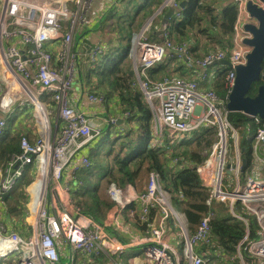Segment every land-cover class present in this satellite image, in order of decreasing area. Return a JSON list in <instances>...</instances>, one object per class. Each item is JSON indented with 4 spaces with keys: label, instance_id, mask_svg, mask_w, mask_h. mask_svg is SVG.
<instances>
[{
    "label": "built area",
    "instance_id": "1",
    "mask_svg": "<svg viewBox=\"0 0 264 264\" xmlns=\"http://www.w3.org/2000/svg\"><path fill=\"white\" fill-rule=\"evenodd\" d=\"M95 1L0 0V96L3 112L0 133L5 126L6 116L15 107L25 109L30 105L38 117L34 122V142L30 143L27 137H22L20 154L12 157L0 172V191L7 193L29 168L33 181L27 189V204H32V231L28 237H24L7 234L2 228L0 259L20 254L17 264H67L60 262L58 240H62L70 248V259L76 255H116L128 247L143 243L144 264H220L218 253L214 252L210 258L208 254L204 256L193 251L200 244L208 245L211 242L209 217H204L196 233L189 237L182 216L170 205L169 195L163 189L157 173H150L145 190L131 197L127 194L129 186L121 189L111 184L107 188V195L114 204L113 224L116 216L134 201L139 205L141 223L147 221L150 209L158 208L157 229H153L146 240L120 242L105 231L110 224H100L81 214L70 200V187L67 180L66 183L64 181V174L69 172V175H73L78 166L89 167V160L86 157L78 159L77 154L103 129L100 125L92 124L86 113L72 107L70 98L80 62L95 63L105 52V47L99 44L85 53H82L83 49L77 51L74 48L75 32L84 24L85 13ZM233 1L237 4V17L232 47L228 53L217 50L195 58L186 44L176 45L165 37L167 24L160 29L163 31V41L149 42L146 32L153 19H148L132 37L128 56L133 60L137 84L152 114L155 139L165 140L169 147H173L203 130L215 132L216 138L215 135H212L213 139L209 137L211 145L203 150V160L193 170L200 186L209 192L207 205L212 201L226 203L230 215L241 220L245 227L246 220L234 211L236 203L256 219L258 238L248 241L245 235L240 240L234 256L237 264H246L241 252L244 246L254 264H264V168L259 178L247 175L246 181L239 183V177L243 174V158L238 144L240 130L229 122L226 110L224 114L221 112L233 86V68L244 64L249 52V48L243 44L247 37L243 27L256 24L246 13L245 4L250 1L262 7V3L260 0ZM164 7L178 8L173 0H168ZM15 40L22 46L21 49L14 44ZM82 57L85 59H80ZM167 57H176L200 74L184 78L173 73L158 80L151 79L148 71ZM224 60L229 62L231 68L223 69L220 74H224V98L220 99L212 88H200L197 83L198 79L216 82L219 75H208L206 70L211 64ZM87 98L91 103L103 105V98L95 93L88 94ZM15 102L19 106H15ZM49 103L54 105L55 126L50 121ZM107 113L111 114V111ZM252 121L256 124L261 122L259 119ZM59 122L61 126H58ZM116 123V119L107 121L108 126ZM249 127L245 128L247 142L254 141V150L257 145L264 147V125L255 129L252 136ZM229 141L234 145V156L228 159ZM254 152L256 161L253 164L260 162L264 166V153ZM227 172L235 178V185L225 181ZM174 225L182 238V253L164 240L168 234L167 228L171 229L170 226Z\"/></svg>",
    "mask_w": 264,
    "mask_h": 264
},
{
    "label": "trees",
    "instance_id": "2",
    "mask_svg": "<svg viewBox=\"0 0 264 264\" xmlns=\"http://www.w3.org/2000/svg\"><path fill=\"white\" fill-rule=\"evenodd\" d=\"M173 2L178 8H163V12L173 9L174 13H177L167 23L165 29L167 39L176 45L186 44L189 53L195 58L217 50L229 52L237 17V4L233 0H173ZM182 2H185V5L180 8ZM161 5L162 0H116L108 12L100 17V32L107 41H111V45L105 47L104 54L95 63L80 62L79 67L81 64L86 66L89 80L82 83L87 87L86 90L95 91L96 95L103 98V105L114 102V107L118 109L121 116L124 115L123 125L127 127V131L119 130L117 134H114L112 129L116 125H111L102 132L104 134L102 137L111 134L107 152L104 156L100 155L102 146L100 142L95 148H91L87 156L89 167L78 166L77 171L69 175L67 179L71 187L69 197L81 214L102 224V218L114 204L107 197L101 196L99 192L103 193L111 184L122 189L132 186L137 192H143L145 188L142 191L140 189L145 182L147 184L149 174L157 173L163 189L169 195L170 205L182 216L184 229L189 237L196 233L202 219L209 217L211 242L208 245L200 244L196 251L204 256L208 254L210 258H212V252H215L219 254L223 264H237L234 256L240 240L245 235L248 241L258 238L259 227L256 219L239 203H236L233 208L246 220L247 227L241 220L230 215L226 203L212 201L207 205L209 192L200 186L198 176L193 170L194 166L202 162L203 150L211 145L208 138L215 135V132L207 133L203 130L194 134L190 140L180 142L173 148L158 143L152 133L151 111L141 91L138 90L130 64L128 61L125 62L130 58L128 54L132 37L139 32V28H142L143 22L153 16ZM120 12L123 16H116ZM156 18L152 20L146 32L147 40L152 43L161 42L160 38H164L163 35L160 37L157 32L152 31ZM92 47L87 44L75 43L74 45L77 51L83 49L82 53ZM196 72L197 69L187 67L176 57H167L151 68L148 75L153 80L173 73L180 77L186 75L184 78H193ZM220 74L212 89L218 96L224 98L222 86L224 74ZM256 88L257 84L248 95L253 96ZM51 106L54 109L52 103ZM15 108L6 116L5 126L0 133V172L12 157L20 154V139L25 137L16 131L14 126L11 127L14 118L20 114ZM20 110L23 111L21 108ZM108 117L110 120L115 119L113 115ZM227 117L229 122L241 131L251 125L250 118L240 113H229ZM252 122L255 129L264 125L263 121L258 124ZM94 150L95 154H93ZM246 160L249 165L248 155ZM32 181L28 168L26 174L10 192L1 193L0 191V224L5 230L7 228L8 233H17L18 226L25 231V234L30 231V225L23 222L27 217L26 188ZM138 209L139 205L134 201L123 211L129 213L131 221L138 230L149 233L151 227L156 224L159 210L158 208L150 209L147 221L141 223ZM7 222L10 227L6 225ZM241 252L246 264H254L246 246L241 249ZM116 255L99 254L97 258L104 256L107 259H103L108 263L114 261L117 264H127L122 256ZM114 262L112 264H115Z\"/></svg>",
    "mask_w": 264,
    "mask_h": 264
},
{
    "label": "crops",
    "instance_id": "3",
    "mask_svg": "<svg viewBox=\"0 0 264 264\" xmlns=\"http://www.w3.org/2000/svg\"><path fill=\"white\" fill-rule=\"evenodd\" d=\"M115 1L116 0H96L95 2H93V4L90 6V8L85 13L84 24L79 28V30L75 36V43L77 45L87 44V45L94 46V45L99 44V45H103L106 48H107V46L109 47L111 45V41H107L106 37L100 32L99 21H100V17H102V15H104L105 12L106 13L108 12V9L115 3ZM163 2H164V0H162V4H163ZM70 6L72 7L71 4H70ZM158 9L153 14H155L158 11ZM167 11L163 12V9H161L160 13L157 14L159 16L157 18H156L157 15L155 16L156 20L154 23V27L152 29L153 33L160 31L161 21L163 19L164 14ZM96 21H97V23H96ZM14 44L19 49L22 48V46L20 44H18L17 40L14 41ZM128 59L130 60L129 64L131 67L133 77L137 82L136 76L134 74V69H133V60L130 58H128ZM128 59H126L125 62H127ZM85 67L86 66L81 64L79 67L78 75L76 76V81H75L74 86H73V92H72L71 97H70L72 107H74L76 110H79L83 113H86L88 115L89 119L91 120L92 124L102 126V128H103L102 131H104L105 129L110 127L107 125V121L109 120L108 115H113L115 117V119L117 120L116 126L113 127V129H112L114 134H117V132H119V130H120V132L127 131V127H125L123 125V122L121 123L118 121V119H121V118L124 119L123 118L124 116L121 117V113L118 112V109L114 107L113 101L110 104H105V105L95 104V103H91L88 101V98H87L88 94H90L92 92L93 93H96V92L86 90L87 87H85V85L82 83V82H88L89 81L87 79L88 78V72H86L87 69H85ZM221 71H222V69L219 68L216 73L219 75L221 73ZM91 80H93V79H91ZM198 81H199V79H198ZM200 81H199V86L201 88H204V89L212 88L214 83H215V82H204V81L200 82ZM138 90L140 91L139 86H138ZM1 97L2 96H0V118L3 115V112L1 111ZM220 99H222V98L220 97ZM50 104L51 103H49V106H50ZM25 108H27V107H25ZM108 111H111V114H108L107 113ZM25 113H27L26 110H23L21 112V114H19L16 118H14V120H13L14 122H13L11 127L13 128V126H14L16 131H19L21 134H23V136L28 138V141L30 143H32L36 139V134H34L32 127L28 121V118H26L27 114H25ZM251 123H253V122L250 119V124ZM33 126L35 127V124H33ZM53 126H55V122H53ZM58 126H61L60 122L58 123ZM245 131H246V129L242 132L238 131V136H239V132H240L241 140H242V146L240 147L241 156L245 160V162L247 163V160L245 158H246V155L250 153L251 156H250V161H249V167H252V165H254L253 162L256 161L255 155H254L255 152L254 153L252 152L254 141L251 142L250 145H246L248 143L247 142L248 135H247V133H245ZM178 144H179V142L177 144H175L174 146H177ZM92 147H93V143L90 142L89 144H87L85 147H83L78 152L77 158L78 159L81 157L87 158V156L89 155V151L91 150ZM242 163H243V160H242ZM242 173H245V180L244 181H246V165H245L244 169L242 170ZM68 175H69V172H65V174H64L65 183L69 177ZM226 175H228V173H226ZM67 184H68V182H67ZM135 192H137V191L132 187V188L128 189L127 194L129 197H131ZM105 197H107V196H105ZM113 211H114L113 208L109 209L105 213L104 217L102 218V224H107V225L110 224L109 226H106V229H105V231L108 234L115 236L120 242H123V243H129L133 239L146 240L147 238H149L148 232H144V231L137 229V227L135 226L133 221H131V216L129 215L128 212L122 211L119 216L118 215L116 216V222L113 224L112 223L113 222L112 221ZM170 228L171 229L167 228V232H168L169 236L167 235V237L164 240L167 243L172 244L171 243L172 236L176 234L178 239H179V244L181 245V249H182V238L180 237V235L178 233L177 227L174 225V226H170ZM17 233H19L21 236L26 237V236H28L30 231L27 234H25V231L22 229V233H20L19 230H17ZM143 247H144L143 243H141L139 245H134L132 247H128L126 250L122 251L121 253L117 254L116 256H118V255L122 256V258L126 260L127 264H144L142 261L143 260V252H141V258L138 256H135V253L137 252V250L140 248H143ZM176 249H178V248H176ZM58 250H59L60 261L62 263H67V264H76L77 263L75 260V257L70 259V253H71L70 248L62 240H58ZM101 255H104V254H101ZM104 256H108V255H104ZM104 256L103 257L99 256L98 258H97V256H95V257H93V256L92 257H90V256L84 257L83 256L84 259H82L80 261V263H78V264H112V262H114V261H112L110 263L106 262L103 259V258H106ZM114 263L117 264L116 262H114Z\"/></svg>",
    "mask_w": 264,
    "mask_h": 264
},
{
    "label": "water",
    "instance_id": "4",
    "mask_svg": "<svg viewBox=\"0 0 264 264\" xmlns=\"http://www.w3.org/2000/svg\"><path fill=\"white\" fill-rule=\"evenodd\" d=\"M260 2L262 3V7H258L250 1H247L245 4L246 13L255 20L256 24H246L243 27V30L247 33L243 44L249 47L250 50L245 56V63L235 67V78L232 89L227 96L225 110L228 113H240L251 120L259 119L264 121V82L256 88L253 96L248 95L260 77H264V0H260ZM164 5L162 4L149 20L154 19L156 14L163 9ZM184 5L185 2H182L179 7L183 8ZM173 15L174 10L169 9L163 16L162 25L167 24ZM157 35L161 37L163 31H158ZM163 39L161 37L160 41H163ZM214 66L221 67L222 70L231 68L229 62L226 60L210 65V67ZM118 121L122 123L123 119H118ZM245 165L246 162L243 159L242 170Z\"/></svg>",
    "mask_w": 264,
    "mask_h": 264
},
{
    "label": "rangeland",
    "instance_id": "5",
    "mask_svg": "<svg viewBox=\"0 0 264 264\" xmlns=\"http://www.w3.org/2000/svg\"><path fill=\"white\" fill-rule=\"evenodd\" d=\"M70 8H71V6H69ZM120 15H122V13L120 12V13H118V14H116V16H120ZM123 16V15H122ZM147 21V20H146ZM145 21V22H146ZM145 22H143V23H145ZM96 23H97V21H96ZM95 23V24H96ZM144 25V24H143ZM142 25V26H143ZM79 26H80V24L78 25V27H77V29L79 28ZM76 29V30H77ZM139 29H141V28H139ZM138 29V30H139ZM138 30L136 31V32H138ZM76 32H75V35L74 36H76ZM130 63V60L128 59V64ZM219 69V67H217V66H214V67H210V68H208L207 70H206V73L208 74V75H212V74H215L216 72H217V70ZM102 83H105V82H102ZM15 106H19L18 105V103L17 102H15V104H14ZM27 108H25V109H23V110H26V112L27 113H25V114H27L26 115V118H28V121H29V123H30V125H31V127H32V130H33V132H34V134L36 133V128L33 126V124H35L34 122L35 121H37V119H38V117H37V115H36V113L33 111V107L32 106H30V105H27L26 106ZM15 110H18L19 112H20V114H21V112H22V110H20V108H18V107H16L15 108ZM48 111H49V113H50V115H52V117L50 118V121L52 122V124H53V122H55L56 121V116H55V110L53 109V107L51 106V104H50V106H49V108H48ZM221 112H222V114H224L225 113V109L223 108V107H221ZM112 126H114V125H112ZM254 129H255V126L253 125V123H251V125H250V127H249V132H250V135L252 136L253 135V133H254ZM240 132H242L241 130H240ZM240 132H239V139H238V144H239V147H241L242 146V140H241V135H240ZM101 134L100 135H98V136H96L93 140H91L90 142L91 143H93L96 139H98V140H96L94 143H93V148H95V146L98 144V142H100V144L102 145L101 146V148H100V155H102V156H104L105 155V153L107 152V150H108V142H109V138H111V134L109 135V136H104V137H102L104 134L102 133V131L100 132ZM122 135H124V134H122ZM215 138H216V135H215ZM158 141H160L162 144H166L167 142L165 141V140H161V139H159V138H156ZM211 139H213L212 137H211ZM210 139V140H211ZM209 140V139H208ZM251 142H253V140H250V141H248V143L246 144V145H250L251 144ZM99 144V145H100ZM166 145H168V147H169V144H166ZM264 147H261V146H259V145H257V146H255V150L254 149H252V152H254V151H258V152H261V153H264ZM95 150L93 151V154H95ZM248 156H249V161H250V156H251V154L249 153V154H247ZM228 159L229 158H232L233 156H234V145H233V143L231 142V141H229V144H228ZM246 159V158H245ZM247 166V165H246ZM263 168H264V166H263V164L262 163H260V162H256V163H254V165H252V167H247L246 168V176L247 175H249V177H252V178H254V179H257V178H259V176H261L262 175V173H263ZM103 171H105V170H103ZM245 173H243V174H241V176L239 177V183L240 184H243L245 181ZM227 183H233L234 185L236 184V180H235V178H233V177H231L230 175H227L226 176V180H225ZM32 183V182H31ZM30 183V184H31ZM30 184H29V186H30ZM83 184V183H82ZM145 184H146V182H145ZM145 184H144V186H142V188L140 189V191H142L144 188H145ZM29 186H27V188H26V194H27V189H28V187ZM130 188H132V186H129ZM30 188H32V186L30 187ZM122 189V188H121ZM107 188H105V190L103 191V193L102 192H99L100 193V195L101 196H107L108 197V195H107ZM135 193H137V194H140L141 192H135ZM108 199H109V197H108ZM110 200V199H109ZM111 201V200H110ZM27 203H28V200H27ZM25 204V209H26V211H27V217L25 218V220H24V222L23 223H28L29 225H30V233L28 234V235H30L31 234V231H32V227H31V224H32V222H33V216H32V213H31V206H32V204ZM29 206V207H28ZM20 222V221H19ZM8 227H10V224L7 222V224H6ZM3 228V226L0 224V232L1 233H3V230L1 231V229ZM4 229V228H3ZM153 229H157V225L156 224H154V226H152L151 227V229H150V231H149V233H151V231L153 230ZM6 230H7V228H6ZM5 230V232L8 234V231H6ZM18 230H19V232L20 233H22V229H21V227L20 226H18ZM178 232H179V230H178ZM15 234H17V235H20L19 233H15ZM178 234V233H177ZM168 235V234H167ZM171 243L176 247V248H178L179 249V251L182 253V249H181V245L179 244V239H178V237H177V235L175 234V235H173L172 236V241H171ZM179 245V246H178ZM143 249L144 248H140V249H138L137 250V252L135 253V256H138V257H140L141 258V252H143ZM193 251L195 252L196 251V248H193ZM214 252H212V254H213ZM19 257H20V254H16V255H14V256H11V257H7V258H1L0 259V264H17V261H18V259H19ZM75 257V260H76V264H78V263H80V261L82 260V259H84L83 258V256H80V255H76V256H74ZM9 258V259H8ZM9 260V261H8ZM102 261V260H101ZM100 262V261H99ZM220 264H223L222 262H220Z\"/></svg>",
    "mask_w": 264,
    "mask_h": 264
},
{
    "label": "flooded vegetation",
    "instance_id": "6",
    "mask_svg": "<svg viewBox=\"0 0 264 264\" xmlns=\"http://www.w3.org/2000/svg\"><path fill=\"white\" fill-rule=\"evenodd\" d=\"M248 48H249V47H248ZM249 50H250V49H249ZM263 78H264V77H260L259 81L256 83V84H257V87H258L259 85L263 84V82H264ZM259 82H261V83H259ZM254 85H255V84H254ZM261 121H262V120H261ZM227 173H229V172H227Z\"/></svg>",
    "mask_w": 264,
    "mask_h": 264
},
{
    "label": "bare ground",
    "instance_id": "7",
    "mask_svg": "<svg viewBox=\"0 0 264 264\" xmlns=\"http://www.w3.org/2000/svg\"><path fill=\"white\" fill-rule=\"evenodd\" d=\"M168 0H164L163 4H165ZM233 70H235V68H233ZM197 74H200L199 71L197 70L196 72ZM149 108V107H148Z\"/></svg>",
    "mask_w": 264,
    "mask_h": 264
}]
</instances>
